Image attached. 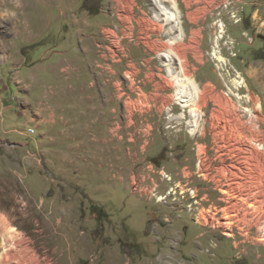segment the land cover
Instances as JSON below:
<instances>
[{
    "label": "rangeland",
    "instance_id": "obj_1",
    "mask_svg": "<svg viewBox=\"0 0 264 264\" xmlns=\"http://www.w3.org/2000/svg\"><path fill=\"white\" fill-rule=\"evenodd\" d=\"M117 1L0 0V217L38 264H264V0H175V46Z\"/></svg>",
    "mask_w": 264,
    "mask_h": 264
},
{
    "label": "bare ground",
    "instance_id": "obj_2",
    "mask_svg": "<svg viewBox=\"0 0 264 264\" xmlns=\"http://www.w3.org/2000/svg\"><path fill=\"white\" fill-rule=\"evenodd\" d=\"M162 1L167 2L168 5L163 4ZM153 3L155 6H157L158 12L157 13L155 12L156 13L155 16L159 18V21L160 20L171 21L174 23L172 27H175L179 31L177 35L167 40V42L170 45L175 46L182 38V28L180 26L181 21L177 9L176 1L158 0L157 2H153ZM218 26H219V33L224 34L225 33L224 25L219 23ZM159 55L165 60L163 65L167 72V76L170 78V80H172L173 85L176 89L174 91L175 94H172L175 96L174 98L175 102L181 108H185V109L190 108L192 118L188 122L189 123L188 132L193 135L197 132L196 130L197 126L195 124V120H196L195 117H197L195 116L196 102L198 99L197 97L198 93L196 92L197 91L196 83L192 78L188 76V73L185 69L186 62L184 63L185 60L181 57L178 51L174 50V48L171 49L170 47V49L168 48L167 50L161 52ZM211 55L215 56V54L213 53ZM218 59H220L221 61L223 60L221 57H218ZM29 132L32 134L34 133L33 130H30ZM5 222H6L5 218L0 217V264H38L35 255L33 254L29 255L28 247L24 246L18 241L16 236L13 235L14 233L12 232V230H9L10 228ZM263 229H264V222H263Z\"/></svg>",
    "mask_w": 264,
    "mask_h": 264
},
{
    "label": "built area",
    "instance_id": "obj_3",
    "mask_svg": "<svg viewBox=\"0 0 264 264\" xmlns=\"http://www.w3.org/2000/svg\"><path fill=\"white\" fill-rule=\"evenodd\" d=\"M151 2H157L158 0H150ZM163 4L167 3L165 1H162ZM165 22H169L171 23L170 21H165ZM116 30V28H115ZM245 114L247 116L248 119H251V117L254 115L255 111L252 110V107L248 106L245 108ZM29 134L32 135V133L29 132ZM246 144L248 145V149L250 150H254L260 154H264V140H259V141H249V142H246ZM195 195L196 197V192L194 193V191H191V196L193 197ZM195 201H197V198H195ZM196 203V202H195ZM257 229V228H256ZM260 229V228H259ZM260 234L261 233V229H260ZM264 237V234L262 235Z\"/></svg>",
    "mask_w": 264,
    "mask_h": 264
},
{
    "label": "crops",
    "instance_id": "obj_4",
    "mask_svg": "<svg viewBox=\"0 0 264 264\" xmlns=\"http://www.w3.org/2000/svg\"><path fill=\"white\" fill-rule=\"evenodd\" d=\"M107 1V6H105V9H112V7L114 8L115 12L111 13L112 16V21H116L118 23L117 29L121 32L124 29V23L120 18V15L117 13V10L120 7V3L117 0H105ZM135 2V0H133ZM104 5V3H103ZM135 7H137L136 2H135ZM103 13V12H101ZM120 26V27H119ZM157 96V95H156ZM152 100H154V98H151ZM257 230V229H256ZM264 253V252H263ZM264 257V255H262Z\"/></svg>",
    "mask_w": 264,
    "mask_h": 264
},
{
    "label": "trees",
    "instance_id": "obj_5",
    "mask_svg": "<svg viewBox=\"0 0 264 264\" xmlns=\"http://www.w3.org/2000/svg\"><path fill=\"white\" fill-rule=\"evenodd\" d=\"M86 1H87V0H84L83 8H84L89 14H94V15H96V14H99V13H100V6L102 5V4H101V0H100L99 5H98L97 8H93L92 5H90V6L86 5Z\"/></svg>",
    "mask_w": 264,
    "mask_h": 264
}]
</instances>
